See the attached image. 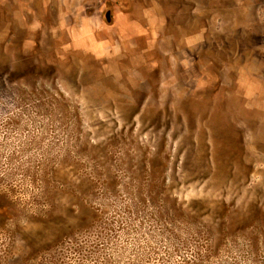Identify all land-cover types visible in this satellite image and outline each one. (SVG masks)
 <instances>
[{
  "label": "rangeland",
  "instance_id": "obj_1",
  "mask_svg": "<svg viewBox=\"0 0 264 264\" xmlns=\"http://www.w3.org/2000/svg\"><path fill=\"white\" fill-rule=\"evenodd\" d=\"M0 264H264V0H0Z\"/></svg>",
  "mask_w": 264,
  "mask_h": 264
},
{
  "label": "trees",
  "instance_id": "obj_2",
  "mask_svg": "<svg viewBox=\"0 0 264 264\" xmlns=\"http://www.w3.org/2000/svg\"><path fill=\"white\" fill-rule=\"evenodd\" d=\"M106 18H107V20H110V18H108V16Z\"/></svg>",
  "mask_w": 264,
  "mask_h": 264
}]
</instances>
